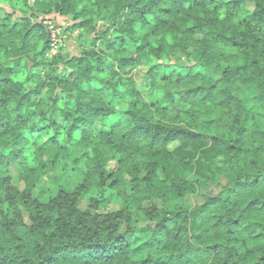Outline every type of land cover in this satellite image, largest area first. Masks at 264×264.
<instances>
[{
	"label": "clouds",
	"instance_id": "9594fccd",
	"mask_svg": "<svg viewBox=\"0 0 264 264\" xmlns=\"http://www.w3.org/2000/svg\"><path fill=\"white\" fill-rule=\"evenodd\" d=\"M0 264H264V0H0Z\"/></svg>",
	"mask_w": 264,
	"mask_h": 264
}]
</instances>
